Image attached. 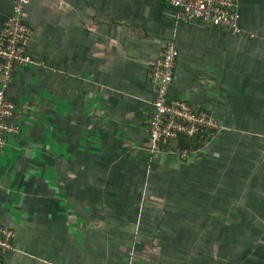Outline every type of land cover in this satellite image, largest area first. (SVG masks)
<instances>
[{
    "label": "crops",
    "instance_id": "1",
    "mask_svg": "<svg viewBox=\"0 0 264 264\" xmlns=\"http://www.w3.org/2000/svg\"><path fill=\"white\" fill-rule=\"evenodd\" d=\"M14 0H0V33ZM260 37L184 21L158 0H31L0 155L3 264H264V0ZM179 50L171 100L219 122L184 156L149 149L150 62ZM2 77L0 76V86Z\"/></svg>",
    "mask_w": 264,
    "mask_h": 264
},
{
    "label": "built area",
    "instance_id": "2",
    "mask_svg": "<svg viewBox=\"0 0 264 264\" xmlns=\"http://www.w3.org/2000/svg\"><path fill=\"white\" fill-rule=\"evenodd\" d=\"M31 0H14L13 13L7 19L0 33V155L4 152L9 136L20 133L16 122L17 105L8 96L17 67L36 63L29 55L27 41L31 27L26 21V7ZM170 4L177 18L184 21H198L203 24L226 28L235 35L260 37L241 25L238 0H158ZM264 37V35H261ZM178 48L167 42L162 56L153 59L151 81L155 86L154 114L149 135V149L161 153L164 147L181 137L194 138L198 135L219 130V122L204 109L194 108L188 101L171 100L169 91L174 81ZM189 149H181L184 156ZM15 232L0 224V264L2 255L16 250Z\"/></svg>",
    "mask_w": 264,
    "mask_h": 264
},
{
    "label": "trees",
    "instance_id": "3",
    "mask_svg": "<svg viewBox=\"0 0 264 264\" xmlns=\"http://www.w3.org/2000/svg\"><path fill=\"white\" fill-rule=\"evenodd\" d=\"M209 137H210L209 133L201 134L194 138L181 137L178 140L168 143L165 147L169 148V146H171L176 151H180L181 149L184 148H187L190 151H192L205 144L206 141L209 139Z\"/></svg>",
    "mask_w": 264,
    "mask_h": 264
}]
</instances>
